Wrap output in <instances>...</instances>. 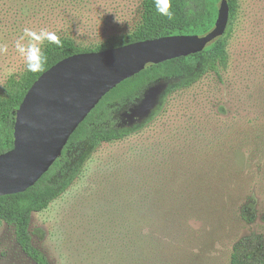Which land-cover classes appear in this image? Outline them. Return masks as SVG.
Returning a JSON list of instances; mask_svg holds the SVG:
<instances>
[{
  "label": "rangeland",
  "instance_id": "1",
  "mask_svg": "<svg viewBox=\"0 0 264 264\" xmlns=\"http://www.w3.org/2000/svg\"><path fill=\"white\" fill-rule=\"evenodd\" d=\"M142 5L143 0H0V44L8 45L0 55V97L28 74L14 48L24 27H45L60 39L95 48L132 32L141 21ZM227 40L228 60L218 73L171 93L164 110L149 122L175 81L151 85L121 112L124 126H144L123 140L87 149L90 155L76 183L33 214V242L50 264H120L122 231L130 227L121 223V214L132 221L133 192L141 184L165 180L175 168L191 174L201 165L209 172L222 163L219 150L226 149L233 151L229 170L205 179L228 183L229 198L241 186V205L252 196L257 199L253 222L238 217L236 208L226 215V237L264 235V0H239ZM230 240L225 247L216 243V249L229 252ZM0 264H35L17 243L14 226L5 221H0Z\"/></svg>",
  "mask_w": 264,
  "mask_h": 264
},
{
  "label": "trees",
  "instance_id": "2",
  "mask_svg": "<svg viewBox=\"0 0 264 264\" xmlns=\"http://www.w3.org/2000/svg\"><path fill=\"white\" fill-rule=\"evenodd\" d=\"M218 1L172 0L174 15L168 18L156 11L155 0H143L141 21L132 32L114 35L95 48L82 47L70 38H62L59 47L55 44L46 46L43 49L47 57L45 70L28 72L12 91L0 97V154L14 147L17 127L23 121L21 108L29 89L57 62L75 53L104 50L170 34H205L215 25ZM228 2L230 18L224 35L201 52L150 64L122 81L79 124L62 155L33 186L0 197V221L14 226L17 243L35 264H50V261L33 242V214L46 210L76 183L86 157L90 155L86 153L87 149L123 140L144 126H124L121 112L137 103L149 86L162 80H174L164 92L157 110L149 117L150 122L164 110L171 93L191 87L209 72L218 73L220 66L227 62V38L239 0ZM219 153L222 163L212 165L209 172L201 170V165H196L191 174L184 168H175L165 180L141 184L133 192V199L129 201L132 221L121 214V223L127 222L130 227L122 231L120 264H264V235L226 237V215L236 208L238 217L253 222L257 199L252 196L241 205L245 199V190L241 186L237 188L236 196L229 198L228 183L205 179L225 175L223 172L229 170V163L232 165L233 151L226 149ZM253 155H258V151ZM190 175L192 181L187 183L185 178ZM213 217L216 224L212 223ZM230 237L229 252L216 249V243L225 247Z\"/></svg>",
  "mask_w": 264,
  "mask_h": 264
},
{
  "label": "water",
  "instance_id": "3",
  "mask_svg": "<svg viewBox=\"0 0 264 264\" xmlns=\"http://www.w3.org/2000/svg\"><path fill=\"white\" fill-rule=\"evenodd\" d=\"M229 18L228 0H220L215 25L205 34H170L75 53L46 70L24 100L23 121L17 127L14 147L0 154V197L33 186L110 90L150 64L203 51L224 35ZM147 106L146 101L143 109Z\"/></svg>",
  "mask_w": 264,
  "mask_h": 264
},
{
  "label": "clouds",
  "instance_id": "4",
  "mask_svg": "<svg viewBox=\"0 0 264 264\" xmlns=\"http://www.w3.org/2000/svg\"><path fill=\"white\" fill-rule=\"evenodd\" d=\"M156 11L168 18L174 15L172 0H155ZM45 42L61 46L62 41L58 34L45 27L36 30L32 27H24L23 34L14 41L15 51L24 59L26 70L32 73H40L45 70L47 57L43 51ZM8 52L7 44H0V55Z\"/></svg>",
  "mask_w": 264,
  "mask_h": 264
}]
</instances>
